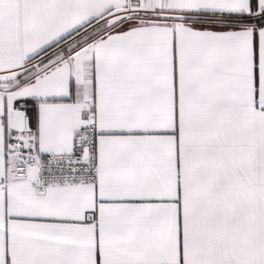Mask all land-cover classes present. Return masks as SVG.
Instances as JSON below:
<instances>
[{
  "label": "snow or ice",
  "instance_id": "snow-or-ice-1",
  "mask_svg": "<svg viewBox=\"0 0 264 264\" xmlns=\"http://www.w3.org/2000/svg\"><path fill=\"white\" fill-rule=\"evenodd\" d=\"M0 264H264V0H0Z\"/></svg>",
  "mask_w": 264,
  "mask_h": 264
}]
</instances>
